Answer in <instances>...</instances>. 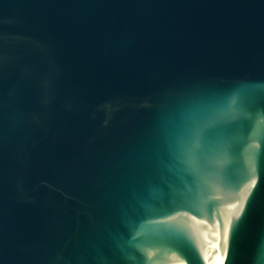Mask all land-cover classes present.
Returning <instances> with one entry per match:
<instances>
[{
  "label": "water",
  "instance_id": "water-1",
  "mask_svg": "<svg viewBox=\"0 0 264 264\" xmlns=\"http://www.w3.org/2000/svg\"><path fill=\"white\" fill-rule=\"evenodd\" d=\"M0 264H264V0H0Z\"/></svg>",
  "mask_w": 264,
  "mask_h": 264
},
{
  "label": "bare ground",
  "instance_id": "bare-ground-1",
  "mask_svg": "<svg viewBox=\"0 0 264 264\" xmlns=\"http://www.w3.org/2000/svg\"><path fill=\"white\" fill-rule=\"evenodd\" d=\"M218 251H221V249H220V244H218Z\"/></svg>",
  "mask_w": 264,
  "mask_h": 264
}]
</instances>
